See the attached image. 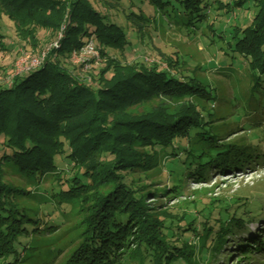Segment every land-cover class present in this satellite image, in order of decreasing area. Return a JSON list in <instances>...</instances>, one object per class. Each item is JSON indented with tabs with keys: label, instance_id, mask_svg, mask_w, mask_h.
Returning a JSON list of instances; mask_svg holds the SVG:
<instances>
[{
	"label": "trees",
	"instance_id": "trees-1",
	"mask_svg": "<svg viewBox=\"0 0 264 264\" xmlns=\"http://www.w3.org/2000/svg\"><path fill=\"white\" fill-rule=\"evenodd\" d=\"M0 15L35 51H47L38 67L0 84L2 264H20L16 245L24 235L53 232L26 213L23 191L7 175L46 185L54 207L78 202L80 233L62 264H219L234 253L241 255L239 264H264V227L253 234L248 228L264 212L262 203L235 198L181 214L147 203L188 196L186 180L208 183L213 170H241L263 154L224 143L214 113L196 104L216 99L198 68H185L162 51L150 62L143 55L149 49L140 51L146 38L158 37L157 15L172 29L201 23L200 33L208 30L247 60L252 123L261 132L264 0H0ZM51 38L57 47L46 49ZM90 41L106 65L88 80L85 64L73 63L72 54ZM0 51H8L1 41ZM155 98L181 101V109L127 114ZM252 243L262 258L252 257Z\"/></svg>",
	"mask_w": 264,
	"mask_h": 264
},
{
	"label": "rangeland",
	"instance_id": "rangeland-1",
	"mask_svg": "<svg viewBox=\"0 0 264 264\" xmlns=\"http://www.w3.org/2000/svg\"><path fill=\"white\" fill-rule=\"evenodd\" d=\"M154 26L158 37L152 42L146 38L145 43L140 44V51L145 52L144 48L149 49L148 53L143 54L147 56V61L155 62L159 59L157 55L162 51L168 55L171 54L172 57L178 56L181 66L184 65L185 68H190V70L198 68L197 77L204 85L215 90L216 99L213 104L195 99L196 104L206 112L214 113V125H218L221 132L225 133L224 143L249 145L252 146V151H260L263 155L253 157L252 164L250 162L241 170L227 172L223 175L213 170L208 183L186 180L185 195L188 196L161 195L157 201L150 197L147 203H161L160 209L180 214L183 211H197L199 207H210L211 204L229 202L235 198H247L254 203L253 206L257 202L264 205V120L261 123L263 124L261 132L258 127H253L252 71L249 70L247 60L242 55L230 51L224 41L213 40L208 30L200 33L202 29L199 30L201 26L199 22H195L192 27L172 29L170 25L164 24L161 16L157 15ZM45 32V30H40L41 36L46 35ZM0 36L3 37L0 41L8 49L6 52L0 51V84L9 83L14 75L21 74L26 69L38 67L39 62L43 60V55L47 53V51H35L33 47L21 40L15 23L5 15H0ZM55 42L56 39L52 38L46 40V49L53 47ZM22 53L25 54L23 58ZM224 53H227L226 56ZM223 56L226 63L220 64ZM87 59L89 60L82 71V78L89 80V74L95 68L96 70L103 68L106 60L99 50H97V56H88ZM180 109L181 101L155 98L150 104L130 108L127 114L133 117H139L145 113L164 116L167 113L180 111ZM196 149L198 151L201 146H197ZM163 159L160 160V167ZM6 179L23 191V196L19 200L26 209V213L38 218L44 228L48 226L53 229V232H47L42 237L24 235L20 239V243L16 245L20 264H62L63 258L70 253L80 233L81 212H79L78 202L54 207L49 205V196L44 191L46 185H38L33 180L19 178L15 175H7ZM55 220L62 224L57 225ZM263 227L264 212L248 223L252 234L257 233ZM28 228L31 230L32 226ZM247 235L245 233L243 237ZM257 248L252 243V252H254L252 257L256 260L262 258L260 257L262 253L257 254ZM231 252L234 253L235 248H231ZM240 256L234 253L227 263L220 259L219 264H236V262L239 264L241 263L238 261ZM2 262L0 261V264ZM134 263V260L129 262V264Z\"/></svg>",
	"mask_w": 264,
	"mask_h": 264
},
{
	"label": "built area",
	"instance_id": "built-area-1",
	"mask_svg": "<svg viewBox=\"0 0 264 264\" xmlns=\"http://www.w3.org/2000/svg\"><path fill=\"white\" fill-rule=\"evenodd\" d=\"M54 47H57V43L54 44ZM96 46L93 42H88L80 51L74 52L72 54V61L75 64H86L89 59H87L88 56H97V50ZM25 56L24 53H22V58ZM45 55H43L42 58H44ZM41 62H39V65ZM38 65V66H39ZM36 68V67H35ZM30 69V68H29ZM26 69V70H29Z\"/></svg>",
	"mask_w": 264,
	"mask_h": 264
}]
</instances>
